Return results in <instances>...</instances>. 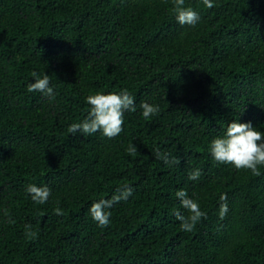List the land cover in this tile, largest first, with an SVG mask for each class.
Listing matches in <instances>:
<instances>
[{"label":"trees","instance_id":"trees-1","mask_svg":"<svg viewBox=\"0 0 264 264\" xmlns=\"http://www.w3.org/2000/svg\"><path fill=\"white\" fill-rule=\"evenodd\" d=\"M186 4L194 25L176 22L172 0H0V264H264V165L208 152L231 119L264 131V0ZM33 71L49 75L52 98L27 90ZM121 88L137 109L119 134L67 131L87 94ZM141 101L159 111L143 117ZM29 183L48 185L45 203ZM122 183L132 195L99 226L90 202ZM178 188L207 213L192 231L174 214H188Z\"/></svg>","mask_w":264,"mask_h":264},{"label":"clouds","instance_id":"clouds-1","mask_svg":"<svg viewBox=\"0 0 264 264\" xmlns=\"http://www.w3.org/2000/svg\"><path fill=\"white\" fill-rule=\"evenodd\" d=\"M203 6L211 8L215 0H202ZM172 8L175 20L180 25H194L200 19V12L186 0H172ZM33 79L27 82L28 91H38L41 94L52 98L55 93L50 84V77L47 73L32 72ZM84 100L88 104V110L83 118L73 121L67 125V131L71 134L101 133L105 137H113L119 134L124 123L125 111L134 112L137 109L133 94L127 88L119 91H94L87 94ZM140 115L147 118L159 111V105L147 101L140 102ZM125 151L133 154L137 146L131 141L125 147ZM156 157L166 163L174 162L177 158L167 152L154 150ZM208 152L211 158L217 163L231 164L234 168H246L252 172H258L257 165H264V131L254 127L251 121H240L231 119L226 122L223 132L213 136L208 142ZM201 175V169L192 168L187 173L188 180L195 181ZM29 198L38 204L45 203L50 195V188L47 184L29 183L24 189ZM133 193V187L122 183L111 196H102L93 199L88 206L89 216L101 227L110 223L113 203L127 200ZM177 197L180 208L187 210L188 214L181 213L179 208L175 216L179 221V228L183 231H192L197 222L207 215L201 208L200 203L187 194V189L178 188L174 193ZM218 215L223 217L228 210L226 194H220ZM60 214L62 210L57 207L54 210Z\"/></svg>","mask_w":264,"mask_h":264}]
</instances>
